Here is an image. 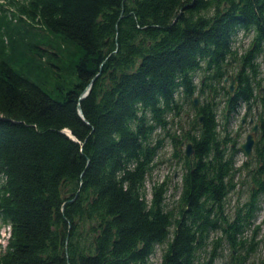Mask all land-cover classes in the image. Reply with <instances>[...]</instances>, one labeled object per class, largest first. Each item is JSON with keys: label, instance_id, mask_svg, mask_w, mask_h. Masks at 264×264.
Masks as SVG:
<instances>
[{"label": "trees", "instance_id": "trees-1", "mask_svg": "<svg viewBox=\"0 0 264 264\" xmlns=\"http://www.w3.org/2000/svg\"><path fill=\"white\" fill-rule=\"evenodd\" d=\"M262 55L264 0H0V264H148L158 245L161 264H215L225 246L246 264L264 201ZM244 104L262 133L237 166ZM167 141L185 168L173 205L168 180L146 189Z\"/></svg>", "mask_w": 264, "mask_h": 264}, {"label": "rangeland", "instance_id": "rangeland-1", "mask_svg": "<svg viewBox=\"0 0 264 264\" xmlns=\"http://www.w3.org/2000/svg\"><path fill=\"white\" fill-rule=\"evenodd\" d=\"M250 40L251 37L243 34V32H240L237 35L236 41H235V48L238 49L239 55L244 54L247 49L250 47ZM260 65H261V75H264V55L260 56L258 59ZM233 64L238 65L237 62L234 60ZM235 69L236 66H235ZM231 70H233L231 68ZM202 77V72H199L196 76V82L199 83L200 79ZM229 78V77H228ZM231 79H227L225 82V85L228 89H230L231 86ZM237 84L235 83V88ZM261 90H264V82L261 85ZM196 95L199 96L198 93ZM203 101L202 96L199 98V103ZM222 101V100H221ZM223 104H220V109L222 110ZM185 114L187 117L190 114L191 117H194L195 110L194 108L190 107ZM221 113V112H220ZM246 113V105L244 104L239 111L231 118L229 122V130L231 133L238 139L239 146L243 142L246 141L247 135L252 131V124H249V120L251 118L254 119V121L258 120L257 112L255 109L251 111V114L247 116V121L243 123V118ZM190 118H183L182 123L185 128L189 127V124L187 121H189ZM177 128V125L174 126V129ZM259 138V136L257 137ZM181 146V149L185 151L186 147V141ZM246 160V155L243 151H240L236 155V165L240 166L244 163ZM156 166L154 167V170L150 177L148 178L146 182V189L148 192V198L150 199L152 197L151 189L152 186L157 182H162L164 180H168L169 183V190H168V202L169 204L173 205L174 200H177L180 197L181 189L176 187L181 185L182 182V176L183 172H185V168L183 166V161L181 159H178L174 156V149L172 144L167 141L164 148L161 150L158 158L156 159ZM251 168L250 169H243L239 174L236 176V180L239 183L237 190L230 193L227 199V207L230 213H234L238 202L246 201L250 194V184H251ZM255 226H259V233L257 236L256 241H260L257 250L252 253L246 264L252 263V261H258L261 257L264 255V201L261 203V210L258 212L255 223L251 226L252 228L250 231L246 234L248 236L251 235L252 230L255 228ZM9 231L10 227L7 224H1L0 226V244L4 246L6 245L9 237ZM217 234H212V236H216ZM223 256L221 258H218L216 260L215 264H229L230 262V252L231 249L228 246H225L224 249H222ZM162 253L163 248L161 245H158L156 247V250L154 254L150 257L148 264H161L162 261ZM242 254H245L243 251ZM241 264V263H240Z\"/></svg>", "mask_w": 264, "mask_h": 264}, {"label": "water", "instance_id": "water-1", "mask_svg": "<svg viewBox=\"0 0 264 264\" xmlns=\"http://www.w3.org/2000/svg\"><path fill=\"white\" fill-rule=\"evenodd\" d=\"M232 79H233V83L230 86V89H229L230 92H233V90L235 89V83H236L234 75H232ZM91 86L92 85L90 84L86 88L82 97L85 96L89 92V90L91 89ZM194 101H195V105L198 106L199 105V97L194 96ZM80 111L82 112L81 107H80ZM202 119H203V117L201 116L200 121H202ZM251 122H253V119H251ZM65 132L70 137H73L75 139V137L73 136V134L71 133L70 130H65ZM257 135H258V124L255 123L253 128H252V131L247 135L246 141L241 144V149L245 152L247 158H249L253 152V149H254V147L256 145V141H257ZM185 153H186V156L189 158V160L192 164V159L195 155V149H194L193 144L191 142H188L186 144Z\"/></svg>", "mask_w": 264, "mask_h": 264}, {"label": "flooded vegetation", "instance_id": "flooded-vegetation-1", "mask_svg": "<svg viewBox=\"0 0 264 264\" xmlns=\"http://www.w3.org/2000/svg\"><path fill=\"white\" fill-rule=\"evenodd\" d=\"M229 79V78H228ZM232 81V80H231ZM264 91V90H263ZM262 91V92H263ZM230 92V91H229ZM234 92V91H233ZM249 109V108H248ZM247 110V109H246ZM259 111V110H258ZM257 111V112H258ZM257 116H258V114H257ZM247 117H245V118H243V123H245L246 121H247V119H246ZM252 119V118H251ZM251 119L249 120V124H252V127L254 126V124L255 123H257L258 124V136L262 133V130H261V121H260V119H259V116H258V120L257 121H253V122H251Z\"/></svg>", "mask_w": 264, "mask_h": 264}]
</instances>
